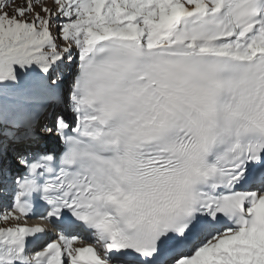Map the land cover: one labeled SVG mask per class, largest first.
I'll use <instances>...</instances> for the list:
<instances>
[{"label": "snow or ice", "instance_id": "snow-or-ice-1", "mask_svg": "<svg viewBox=\"0 0 264 264\" xmlns=\"http://www.w3.org/2000/svg\"><path fill=\"white\" fill-rule=\"evenodd\" d=\"M0 264H264V0H0Z\"/></svg>", "mask_w": 264, "mask_h": 264}]
</instances>
